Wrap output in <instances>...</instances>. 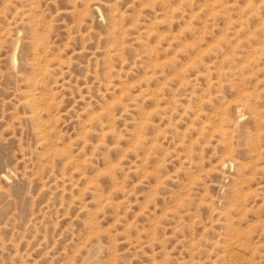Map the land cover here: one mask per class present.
Returning <instances> with one entry per match:
<instances>
[{"label": "rangeland", "instance_id": "1", "mask_svg": "<svg viewBox=\"0 0 264 264\" xmlns=\"http://www.w3.org/2000/svg\"><path fill=\"white\" fill-rule=\"evenodd\" d=\"M0 264H264V0H0Z\"/></svg>", "mask_w": 264, "mask_h": 264}]
</instances>
